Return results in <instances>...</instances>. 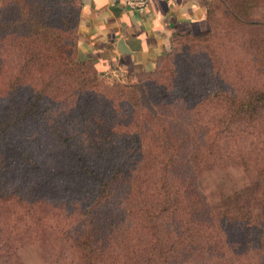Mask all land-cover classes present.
I'll return each mask as SVG.
<instances>
[{
	"label": "rangeland",
	"instance_id": "374dc122",
	"mask_svg": "<svg viewBox=\"0 0 264 264\" xmlns=\"http://www.w3.org/2000/svg\"><path fill=\"white\" fill-rule=\"evenodd\" d=\"M238 4L210 0L203 29L112 86L79 76L76 0H0V264H85L92 172L111 180L97 264H264V107L228 99L264 90V0L246 26ZM34 21L64 27L59 48Z\"/></svg>",
	"mask_w": 264,
	"mask_h": 264
},
{
	"label": "crops",
	"instance_id": "0c3cea01",
	"mask_svg": "<svg viewBox=\"0 0 264 264\" xmlns=\"http://www.w3.org/2000/svg\"><path fill=\"white\" fill-rule=\"evenodd\" d=\"M209 1L150 0L139 14L125 0H81L78 58L90 61L101 77L150 71L174 34L205 27Z\"/></svg>",
	"mask_w": 264,
	"mask_h": 264
},
{
	"label": "trees",
	"instance_id": "16d2710c",
	"mask_svg": "<svg viewBox=\"0 0 264 264\" xmlns=\"http://www.w3.org/2000/svg\"><path fill=\"white\" fill-rule=\"evenodd\" d=\"M239 2L240 4H238V7L236 8L237 11L234 12L233 16H235L238 22H240L244 26L253 24V21H248L247 18L250 16V10L256 6L253 4L255 0H239ZM76 6L78 10L74 18V25L78 32V25L81 15V11H80L81 0H76ZM210 15H211V11L208 9V7H206V18L209 19ZM33 26H35L34 33H37L38 31L43 33V35H46L48 37L49 41H52L55 44L56 48H59L64 27L62 26L58 27L55 25L52 26L50 23L46 21H39V22L34 21L32 27ZM20 42H18L19 46L22 45ZM78 44H79V36L77 35V41L73 51V60L74 63L76 64V67L78 68L77 71L79 72V76L83 80H85L86 83H90L89 81L102 82V80L100 79L101 75L97 72L94 65L90 61H82L78 58ZM111 83L112 86L125 85V84H120L123 83L120 81H112ZM217 94L218 92L215 93L214 96H218ZM222 94L224 93H220V95ZM225 96L228 97V95ZM228 99L231 105L233 106L235 113L254 114L258 112L259 109L264 107V90L262 89L249 90L242 97L238 98L236 96H230L228 97ZM57 137L59 138L60 142L65 145L67 150L70 149L69 152H73L75 155H77V152H75L74 149H72L69 138H67L60 132H58ZM90 178L99 185V195L94 200H91L85 208V216L88 218L86 223V230L83 232L82 236L76 241V246L80 250L85 264H97L95 262V255L97 253L98 248L96 243L94 242L95 229L92 224L94 219L93 211L98 207V205H100L102 198L108 194L111 180L107 178L105 175L97 174L95 172H92L90 174ZM219 214L220 217L223 218L226 222H229L231 219L240 220L247 223L253 222L251 213L238 212L236 214H233L222 210Z\"/></svg>",
	"mask_w": 264,
	"mask_h": 264
},
{
	"label": "built area",
	"instance_id": "2783aa9c",
	"mask_svg": "<svg viewBox=\"0 0 264 264\" xmlns=\"http://www.w3.org/2000/svg\"><path fill=\"white\" fill-rule=\"evenodd\" d=\"M149 2L150 0H125L127 8L139 14L145 13L147 11ZM102 78L123 82L121 81L122 75L115 71L102 75Z\"/></svg>",
	"mask_w": 264,
	"mask_h": 264
}]
</instances>
